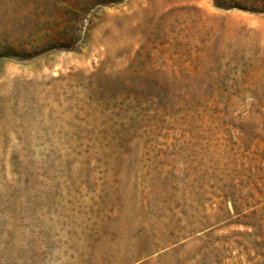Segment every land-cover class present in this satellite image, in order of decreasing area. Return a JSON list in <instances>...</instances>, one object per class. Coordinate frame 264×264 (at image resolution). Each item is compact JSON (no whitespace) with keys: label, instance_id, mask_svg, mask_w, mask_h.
Instances as JSON below:
<instances>
[{"label":"rangeland","instance_id":"rangeland-1","mask_svg":"<svg viewBox=\"0 0 264 264\" xmlns=\"http://www.w3.org/2000/svg\"><path fill=\"white\" fill-rule=\"evenodd\" d=\"M0 264H264V0H0Z\"/></svg>","mask_w":264,"mask_h":264}]
</instances>
